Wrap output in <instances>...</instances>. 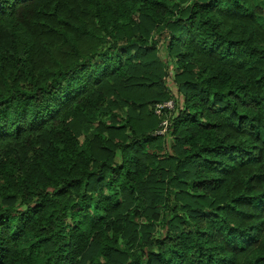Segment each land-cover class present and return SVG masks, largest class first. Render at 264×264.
Segmentation results:
<instances>
[{
	"label": "trees",
	"instance_id": "16d2710c",
	"mask_svg": "<svg viewBox=\"0 0 264 264\" xmlns=\"http://www.w3.org/2000/svg\"><path fill=\"white\" fill-rule=\"evenodd\" d=\"M263 13L0 0V264H264Z\"/></svg>",
	"mask_w": 264,
	"mask_h": 264
},
{
	"label": "built area",
	"instance_id": "2783aa9c",
	"mask_svg": "<svg viewBox=\"0 0 264 264\" xmlns=\"http://www.w3.org/2000/svg\"><path fill=\"white\" fill-rule=\"evenodd\" d=\"M163 106H166V107L172 108V107H173V102L170 100V101H167V102H165V103H163V104L158 105V107H160V108L163 107ZM156 113H158V114L160 113V109H159V108L156 109ZM161 125L163 126V128H162L161 130L157 131L156 134H162V133L165 131L166 126H167V121L164 120V121L161 123Z\"/></svg>",
	"mask_w": 264,
	"mask_h": 264
},
{
	"label": "rangeland",
	"instance_id": "374dc122",
	"mask_svg": "<svg viewBox=\"0 0 264 264\" xmlns=\"http://www.w3.org/2000/svg\"><path fill=\"white\" fill-rule=\"evenodd\" d=\"M256 3L262 8V10L264 11V0H256ZM263 20H264V13L262 16ZM162 56L163 59L165 60V52H162ZM169 86H171V82L169 83ZM107 192V191H106Z\"/></svg>",
	"mask_w": 264,
	"mask_h": 264
}]
</instances>
